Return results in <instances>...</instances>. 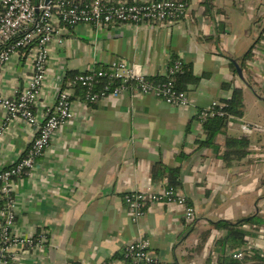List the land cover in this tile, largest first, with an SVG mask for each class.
Wrapping results in <instances>:
<instances>
[{"label":"crops","instance_id":"1","mask_svg":"<svg viewBox=\"0 0 264 264\" xmlns=\"http://www.w3.org/2000/svg\"><path fill=\"white\" fill-rule=\"evenodd\" d=\"M184 2L187 16L171 23L80 24L67 30L61 43L50 44L33 110L37 115L54 105L68 73L120 60L153 79L166 76L167 67L180 60L198 81L187 86V102L178 106L131 90L84 104L73 91L72 119L53 135L31 173L14 183L12 231L26 236L42 230L47 240L41 247H12L16 258L6 264H100L121 257L124 246L139 237L149 240L161 264H218L210 250L223 231L210 221L264 219V0ZM253 43L252 57L243 64ZM30 69L28 58L12 57L0 70V93L12 95L24 86ZM225 82L242 89L243 115L215 136L219 149L203 146V124L196 115L231 95L221 87ZM3 117L0 106V128ZM33 132L20 119L3 127L0 170L19 160ZM229 136L246 137L248 144L225 166L220 154ZM156 163L179 168L177 190L193 207L192 220L184 218L182 207L159 203L131 219L124 193L166 187V177L151 176Z\"/></svg>","mask_w":264,"mask_h":264},{"label":"built area","instance_id":"2","mask_svg":"<svg viewBox=\"0 0 264 264\" xmlns=\"http://www.w3.org/2000/svg\"><path fill=\"white\" fill-rule=\"evenodd\" d=\"M188 14L187 4L179 0H139L134 2L110 0H0V70L12 57L23 55L31 63L30 76L22 87H16L12 95L0 93V106L3 108V127L20 119L33 128V136L24 155L9 167L0 170V191L5 205L0 208V263L15 260L9 249L22 246L25 249L41 247L47 240L45 231L38 235L22 236L12 231L17 200L14 196V183L31 173L35 162L49 147L53 135L72 119L71 96L75 85L84 88V104L117 96L126 91L152 94L172 105H184L187 95L173 87V76L180 72L182 62L175 60L167 67L166 79L155 81L138 73L133 65L125 61L111 62L105 68H89L78 72L67 85L59 88L56 101L46 107L42 114L33 110L47 72L49 46L61 43L67 30L80 25L92 24L107 27L113 24H167L183 19ZM103 80L98 90L95 84ZM101 83V82H100ZM216 102L202 109L198 119L202 121L211 114ZM0 128V133L3 129ZM243 130H248L242 125ZM124 205L131 219L137 220L148 204H176L183 208L186 220H192L194 209L186 197L177 189L164 187L159 191H129L123 194ZM252 235L246 237L244 247L229 250L235 259H242L247 251H258L264 255V227L248 228ZM100 264H161L150 248L149 240L139 237L124 246L121 257L109 258Z\"/></svg>","mask_w":264,"mask_h":264},{"label":"trees","instance_id":"3","mask_svg":"<svg viewBox=\"0 0 264 264\" xmlns=\"http://www.w3.org/2000/svg\"><path fill=\"white\" fill-rule=\"evenodd\" d=\"M84 1L89 2L91 0ZM127 1L134 2L135 0ZM179 1L184 2L185 0ZM206 9H208L207 5ZM253 48L254 43L244 55L243 64L245 61L251 59L253 54ZM231 67L233 71H235L233 63H231ZM102 68H105V66ZM77 73L73 72L67 74V82H65L63 88L67 85L69 80L72 79ZM165 79L166 76L154 78L155 81H164ZM102 81L103 80L101 79L99 83L95 84L93 90H98L103 84ZM197 81L198 77L192 73L191 67L182 63L180 72L176 73L173 76V87L178 91H185L188 85L195 84ZM221 87L223 89H231V95L228 98H223L216 101L217 105H214L211 109L212 113L207 115L201 121L203 124L205 137L202 141L199 142L203 146L211 145L212 147H216L217 149H219V147L214 146L215 136L223 132L227 124L231 120L241 117L243 115L244 107L243 94L242 89L240 87L234 86L230 82L223 83ZM74 94L80 95L83 98L84 88L81 85H75ZM70 99H72V97ZM201 111L202 110L198 111V115ZM198 115L196 116L198 117ZM247 144L248 140L246 137H226L223 146L224 150L220 154V159L222 160L223 164L225 166H229L234 159L239 158L241 154L246 152L245 147L247 146ZM23 155L24 153L21 155V157ZM178 170V167L170 168L164 166L162 163H156L152 167L151 176L153 179H162L166 177V186L177 189V186L179 184ZM4 205L5 199L0 191V208ZM210 224L213 226L214 229L223 231V235L217 237L214 240L213 247L210 250V254H216L218 264H264V256H262L261 253L258 251L253 250L251 254H248V252L246 251L242 259H235L228 254L229 250L244 247L246 245V237L250 234H253L252 231H249L248 228L264 227V219H262L259 215L244 217L238 219L235 222L219 219L216 221H210ZM209 233L210 231H206L201 234V238L198 243L199 247L203 246V243L207 240ZM72 264L80 263L74 262Z\"/></svg>","mask_w":264,"mask_h":264},{"label":"water","instance_id":"4","mask_svg":"<svg viewBox=\"0 0 264 264\" xmlns=\"http://www.w3.org/2000/svg\"><path fill=\"white\" fill-rule=\"evenodd\" d=\"M236 69H237V73H238L239 77L242 79L241 70H240V68L237 65H236Z\"/></svg>","mask_w":264,"mask_h":264}]
</instances>
